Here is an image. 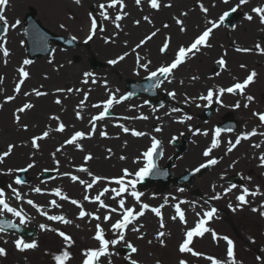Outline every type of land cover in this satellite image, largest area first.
I'll return each instance as SVG.
<instances>
[{
	"label": "snow or ice",
	"instance_id": "obj_1",
	"mask_svg": "<svg viewBox=\"0 0 264 264\" xmlns=\"http://www.w3.org/2000/svg\"><path fill=\"white\" fill-rule=\"evenodd\" d=\"M82 0H73V3L76 5H81ZM143 3H147V5L155 10H159L162 6L164 7H172L171 3H168L166 5H162L160 0H135L136 5L140 6ZM223 3L227 4L229 3V0H222ZM10 0H0V23L3 24V32L5 34V38L3 40H0V52H2V56L5 58L4 63L7 64L8 60L7 57L10 56V50L8 47H6L7 44V33L9 29H15L17 26L21 24V21L17 19L15 23L9 24L8 20L5 15V10L7 6L9 5ZM250 3V0H239L238 4L230 8L228 11H224L217 20H209L208 24L209 27H206L205 30L198 36L194 38V40L188 44V45H181L179 46L178 50L176 51L174 58L165 64H161L159 67H157L155 70L150 69V65L152 64L151 60H148L146 58H143L139 55V53L136 51L137 49L141 48L144 44H146L147 41L151 40L153 37L157 35L159 32V29H155L150 33V35H146L143 39L139 41L135 45L133 49H131V54L135 55V68L134 73L136 75L140 74V71L143 70L148 73V79H155V83L153 84V87H159L161 84L164 83L165 80H167L169 83L172 82V78H174L175 71L178 70V68L187 61L188 58L195 56L198 52L201 51L203 47H211V44L209 43V38L211 34L213 33L214 29L219 28L220 26L224 25L226 19L230 16L231 13L237 12V10L243 6ZM118 6V7H117ZM214 6V5H213ZM99 9L101 10L99 13V16L102 17L104 20L111 21L112 24L115 25L117 29L121 28V24L119 23L122 21L125 17L129 15L128 12H126L124 9L126 8V4L124 0H107V3H100L98 5ZM201 11L205 14L208 13L209 9L205 7L202 3L200 4ZM108 9H113L115 12L114 18L111 16L108 12ZM89 18L91 21L89 34L85 40V43L88 41H91L96 31L98 30V22L97 17L94 16L91 12H89ZM181 16H186L187 13H181ZM72 18V17H70ZM244 18L252 22L254 18L259 20V23L261 25H264V2L258 3L256 6L252 7L250 13H244ZM144 21L148 23H153L149 16H144L142 18ZM177 25L180 27V31L184 32L186 29L184 27L183 20L175 17ZM134 23L136 25L140 24V20H135ZM60 28H65V25L62 23L59 25ZM163 27L167 28L168 25L165 24ZM231 28L235 29L237 26L235 24L230 25ZM100 31H103L104 29L102 27L99 28ZM264 31V29H261ZM25 34H27V29L24 30ZM119 33H114V35H118ZM77 38L73 36L69 43L72 41H75ZM105 43L109 42H115L112 40L111 37H104ZM23 44V41L21 42ZM125 45H127V41H125ZM170 47V38H166L163 42V45L159 49L161 53L167 52L168 48ZM254 49L261 54H264V46L261 45V43H257L254 46ZM254 49L252 48H236V51L238 52H251ZM130 53L125 51L122 54H119L114 59H110L107 61L110 65H116L120 63L121 61L125 60V58ZM226 55V53H225ZM33 61L31 59L25 58L22 60L20 67L17 69L18 71V82L15 85L14 93L15 95H8L5 97V102L14 101L16 99V95L21 93V86L25 83V81L30 78L29 71L26 70V66L31 65ZM49 63H53V60H49ZM71 63V62H69ZM218 64L221 66H226V60L223 56L217 61ZM63 67V65H60L56 70L59 71V68ZM241 68H246L247 66L244 64L240 65ZM216 75H219V73H216ZM258 73L253 69L249 72V74L246 76L245 79L242 81L236 80L235 83H233L231 86L228 87H214V88H208L206 94H201L197 97H187L185 98V103L187 104L189 101L195 102L196 100H202L206 101L207 105H210L213 103L215 98V103L224 106L223 100L221 97L225 93L233 94V95H241L244 98V108H249V106L253 103H255V97L251 94L246 93V89L249 88L251 84L255 82V78L257 77ZM47 78V77H45ZM163 78V79H161ZM4 77L0 76V83L3 82ZM192 80L198 79V77L193 76L191 78ZM235 79V78H234ZM80 83L82 85H96L98 83H102V86L105 89V92L107 94V98L103 101H100L96 104H93L92 107L94 108H102L101 111L97 115H94L89 120V124L91 125V128L89 131H75L68 139H65L63 144L56 149L57 152L61 151V148H63L64 145H73L79 150L83 151V145L80 143L85 138H91L95 132H96V124L97 121H102L106 118V116L110 115V109L114 105H118L124 101H127L132 96L135 95L134 92H128L122 95H117L120 90L119 88H116L115 90L108 87V81L105 79L102 82L98 81L95 73L90 71H84L81 74V80ZM181 84H183V81H180ZM42 87V86H41ZM92 91V88H87L85 90L84 88H56L55 92L57 94L62 93H68L71 94L73 92L77 94H82L83 99L79 101V103L76 105L75 116L77 119H83L81 115V111L85 107V101L88 99L90 93ZM35 95L37 97L45 96L48 93L41 91L39 88H33L31 92H24L23 95L25 97H28L30 95ZM169 96L175 98L176 93L169 92ZM57 105L62 104V99L60 96H57V98L54 101ZM145 104H148V101H144ZM205 105V107L207 106ZM201 105L197 104V107H200ZM3 107V104H0V108ZM34 107V105L31 102H25L22 104V106L18 107L14 112V121L17 125H19L23 130L28 129L27 124H21V113H24L28 110H31ZM133 108H138L140 106L133 105L131 106ZM230 107L238 109L241 107L240 101H237L234 105H231ZM155 111V109H153ZM182 109L180 108H172L171 112H181ZM170 113H166V115H169ZM252 115L254 117H257L259 120V123L261 125H264V112H257L253 111ZM193 117L191 115L185 114L183 117L179 118L180 123H184L185 121H190ZM51 120L57 121V127L54 129L57 132L63 133L66 129V125L64 122L61 121L60 116L58 115H52L49 117ZM124 119H148L147 116L140 115L138 117H125ZM159 119V117H157ZM122 128V131L124 133H129L133 136H144L146 133L137 131L135 129H129L128 127H125L123 125H119ZM189 130H192L191 125L188 126ZM162 129L160 127L155 128V131L160 132ZM51 129H47L42 131L40 135H34L31 137L29 143L31 144V147L35 150L40 149L39 141L44 140L45 138H48L50 136ZM224 131L231 132L233 131L232 128L224 129L221 127H215L213 130L212 139L210 142V146L205 148L202 155L206 157V161L204 163L199 164L198 167L194 169V172L199 173L202 169H207L213 165H216L219 163V160L212 156V152L214 149L218 148L221 145V133ZM200 133L204 136H207L208 130H204L201 133L200 129H196L194 131V134ZM100 135L102 137H106L108 134L106 131H101ZM264 136V132H258L257 128H253L251 131H245L240 133L236 136L235 141H232L229 139L227 141L228 147L226 149V153L232 152L238 145L241 144L243 140H249L253 136ZM173 140L176 139V137L172 138ZM126 143V142H125ZM162 141L157 139L156 137L151 138V146L147 148L144 152L141 153L140 156L136 157L134 160V163L142 164L139 168H137L135 171H131L127 168H124L121 170V175L118 177H102L95 175L93 172H91L88 167L85 165H80L77 168V171L86 173L89 177H92L91 183L80 179L77 175H72L70 172H64L60 173L61 176H68L73 182L78 181L80 184L85 185L86 191L88 189H92L95 184L98 182L107 181L109 184H116L118 187L110 188L108 186L103 187L102 190L98 192L95 196H89L88 194H85L83 199L85 201H88L90 203H97L99 205V208L96 212H88L84 209L83 204L76 200L70 198L66 194H62V191L60 188L53 189V193L55 196L60 197V199L65 201H70L71 204L77 206L80 211L78 213L77 218L78 219H84L85 217H89L90 220L94 219L98 221L95 224V233L92 237L95 241H97L96 247H89L82 249V256L83 260L81 261V264H113L112 257L114 255H118L119 253L116 252V246L119 244H123L126 249H128L129 254L124 257V259L127 261V264H140V261L138 259L133 258V254H137L139 249L136 245L132 243V241L127 239V232L132 231L133 233H137L138 239H143L145 236V233L141 231V229L144 227L143 224L139 223V219L145 215L146 210H151L157 217L160 218L159 222V228L164 229L166 227L163 219V215L161 212V208L164 205H160L159 207H152L147 203H144L141 199V197L144 195L143 192L137 190V185L141 182H143L147 177L154 175L160 171L156 160L154 159L155 155H163V150L161 148ZM254 148H261L260 143H254L252 145ZM17 147L14 143H9L7 145V149L0 152V164H3L14 151V149ZM159 149V152H158ZM108 153L111 154V149H107ZM54 158V162L56 165H59V161L55 160L56 153L53 152L51 154ZM32 161L26 165V167L23 168H8L6 170L7 175H13L18 172H27L29 169H32L36 161L34 159L35 157V151L32 153ZM121 159H126V157L121 156ZM93 159V156L91 153H88L83 157V160L85 163L87 161H90ZM222 159V157L220 158ZM259 159V166L264 167V152L260 154L258 157ZM237 163V161H233L232 165L230 167L234 166ZM3 171V170H0ZM44 171H48V169H44ZM53 171L58 172V168L53 169ZM55 177H53L54 179ZM224 177L221 176V179ZM247 179L250 181L251 177H247ZM26 181H24L19 175H15L14 183L16 185H22ZM11 192L13 193L15 199L17 201L22 200L23 197L19 191L18 188H13L11 184L7 186ZM213 191H215L216 185L213 184ZM238 187L237 184L232 183L228 188H225L223 193H216L215 195L211 196L208 200H205V203H209L211 200H219L222 199L224 195H227L228 193L232 192L233 189H236ZM241 192L239 195L236 196L237 204L235 207L231 203H229L228 207L231 208L233 211H236L237 209L243 208L245 205H249L250 201L247 199L248 196H257V195H264V193H261L259 190V186H256L255 190H250L245 185H240ZM36 193H41L43 190L37 186L32 189ZM180 191H183V189H180ZM111 193L112 195L109 197L112 200H115L117 203L116 207H112L109 204H106L104 199H102L105 194ZM155 195V194H153ZM130 197L134 201V203L131 206H126L127 204V198ZM175 199V197H173ZM168 201V197H165V204ZM26 203L36 208L38 212H40L41 215L45 216L49 221L54 222H60L63 224H72L73 221L70 219H67L64 214H58V215H49L47 211L43 210V206L36 204L33 200L28 199L26 200ZM181 203H188L187 201H180L177 204L174 205L175 207V213L176 215L172 216V220H176L179 218L180 222L183 224H187V220L185 217V212L181 209ZM193 208H195L196 202H192ZM50 205L53 207H61L60 204L57 203L56 200L50 201ZM138 206V210H137ZM99 209H105L106 212L103 215V222H109L113 219V214H116L119 216V219H116L115 222L111 223L110 229L108 231L111 232V236H108L106 233V230L101 226V216L97 214ZM260 209H264V203H262L259 208L253 207L252 211H260ZM217 208L215 206H210L208 209H202L201 212H197L196 216L199 217V219L195 222V226L189 229H186L185 231V239L183 242L179 245V251L181 253H191L195 256H203V253L195 252L192 247H189V245L192 243L194 237H203L205 233H210L214 241H219L220 239H223L226 244V256L227 261H222L220 259H217L216 257L208 256L207 259L211 261V264H243L242 261H238L236 259V253H235V245L234 241L229 238L228 236H220L215 230L208 227V223L212 221L214 218H216L217 214ZM11 213L13 216L19 218V225H24L26 223V220L28 217L24 213V210L22 207L17 208L11 206L8 201L5 198V190L3 188H0V217L3 216V214ZM260 215L264 216V211H260ZM19 225H17L12 220L8 219H0V233H4L7 229H18ZM40 229L45 231H52L57 233L65 242L64 247L59 250L58 254L53 253L52 259L54 260L55 264H68V262L72 259V253L70 252V248L75 244L74 239L71 235L67 234L65 231H62L58 228H52L50 225L47 224H40ZM77 228L80 227L79 224L76 225ZM166 233L162 230H158L156 233V239L159 241L161 245L165 244V241L163 237H165ZM7 243V241H4ZM149 244L152 243L151 240L148 241ZM13 244L15 248L20 252H25L27 250L36 249L38 247V243L36 240H31L30 242L26 241L22 236L18 237L13 241ZM7 256V250L6 248L0 246V257H6ZM257 261H260L261 264H264V256H257ZM156 264H161L159 260L156 261ZM179 264H187V261L184 259H181L179 261Z\"/></svg>",
	"mask_w": 264,
	"mask_h": 264
},
{
	"label": "bare ground",
	"instance_id": "obj_2",
	"mask_svg": "<svg viewBox=\"0 0 264 264\" xmlns=\"http://www.w3.org/2000/svg\"><path fill=\"white\" fill-rule=\"evenodd\" d=\"M31 1L32 0H19V3L20 5H23V9H25L24 7L30 4ZM37 1L39 3H46V2H49L50 0H37ZM58 1L61 2V0H58ZM87 1L94 3V0H87ZM215 1H216L215 4L217 3L221 4L220 0H215ZM261 2H264V0H250V3L241 6L240 10L242 11V13H244L247 7L249 6L250 7L249 13H250L252 7L256 6V4L261 3ZM89 4L88 3L83 4V8L86 6L88 7ZM132 4L135 7L134 3ZM177 4L178 6H185L183 5L181 1L180 2L177 1ZM220 7H223V6L220 5ZM16 8L18 9V11L20 10V8H18L17 6ZM219 8L218 6L211 8L213 11H210L209 15L213 17V15L218 14L220 10ZM76 9L79 13V16L82 18V20H84L83 9L82 8H76ZM162 13L167 14V11L164 9L162 10ZM194 18L201 19L200 22H204L206 20V16L204 15L203 17L202 15H200V12L198 10H193V11L190 10L189 15L184 19L185 21L184 27L186 29L185 30L186 34H182L181 32H179L180 31L179 27H176L175 25L171 24L172 25L171 29L173 32V36H172L173 43L170 40L171 46L168 49V52L166 53V55H161L159 52L156 51V44H155V48H153V46H151L150 44L148 47L150 48V51L145 52V53H149L151 56L152 55L158 56L160 58L159 60L160 62L161 60L168 58L169 55L174 52L175 46L177 47L179 46L180 43H184V41L188 39V37H190L189 35H191L194 32V23L192 22ZM129 19L131 20L136 19V20H140V22H143L142 18H140L139 16L133 13L132 15L129 16ZM160 20H158V23H157L159 26H161V24H159ZM258 25L244 23L242 28H239L237 26L236 33L233 31L227 30L226 32H221L219 34L224 33L225 38L229 36L230 42L234 40V37L238 38L239 40L250 41L248 38L251 39L252 36H255V35L264 37V31L261 30V29H264V25H261L259 22H258ZM140 26H143V27L142 28H136V27L131 28L130 27V32H129L130 39H135L137 36H139L142 29L147 28V25L145 22H143ZM13 38H15V35L13 36ZM13 38L10 37L11 40L9 41L10 42L9 45L13 46V51H10V56L7 57L8 65L5 64L7 66L4 67L2 65L3 63L0 64V71H3L4 73H6L4 83L0 85V104H3V107L0 108V146H4L5 148H7V145L9 143H14L17 145L13 153L5 160V164L9 166V168L11 165L19 163L20 161L24 159H29L30 161H32L33 159L32 153L35 151L34 159L36 161V164L31 169V174H35L37 172V169H39V165L42 162L43 157H45L46 160H49L51 163L55 164L54 158L51 155L53 152H55L56 153L55 160L59 161V165L55 164V166L56 168H58L60 173H64L65 172L64 169H71V164L77 159H83L84 153L88 152V153H91L92 156L93 154H95V157L92 160L87 161L88 169L91 172H93L95 175H98V176L105 175L103 173L111 172V171H108L110 169L112 170L115 169V171H119L122 168L121 166L122 164L133 165V161L135 160V158H133L132 160V157H133L132 152L133 153L137 152L139 147H141L146 142L145 141L146 136L157 134L155 130L152 131L150 128H148V126L152 127L153 124H157L159 126L164 127V129H162L161 131V137L164 140V145L167 148L166 150H169V152L173 151V147H176V146L170 145L169 143L170 139L176 136L180 137L183 133L188 134L187 139H188V144H189V140H190L189 138L191 137V143L194 144V147L189 146L188 148L189 151L184 153L182 160H180V164H179L180 169L181 167H183L184 164L188 163V164L194 165L195 163L200 162L201 159L203 158V156H201L200 146L202 143H206V142L210 143L212 136L209 133L205 137L203 136L193 137L194 135L190 134V130L188 126L191 125V127L193 128V124L195 123L202 124L203 126H209V125L202 123L200 120L196 118H192L190 121L186 123V125H183L180 122H178L179 120L176 119L175 115L173 114H169V115L165 114L162 118L159 117V119L155 120L156 114H160V112L162 113L171 112V110L167 109L166 107H163L155 111H153V109H150V112L147 115L148 119H129L125 122L123 121L125 127L129 128L132 125H137L138 126L137 128L141 129V131L146 130L145 137H141L139 139L132 138V141L130 142V145H128V147H124L125 141H127L128 138L131 137L128 133H124L121 129H115L111 125L104 126V127L97 125L95 134L91 138L83 139V141L81 142V144L83 145V151L79 150L76 147H71V145H64L63 148H61V151L57 152L56 149L59 148L64 142L63 141L64 134L54 130L58 122L55 120L49 119L50 116L58 115L60 116L61 121L65 123V125L69 126L70 124V126H79V128L83 127L85 129L83 131L85 132H87L88 129L91 128V125L89 124V120H88L89 119L88 107L90 106V102H88V104L86 105L87 107L85 108V110L81 112L83 119H77L74 113L76 110H78L76 109V105L79 103L81 99H83L82 94H77V93L74 94V92L71 94H68V93L57 94L55 92L56 88H64V85H66L69 82L73 83L72 84V86H74L73 88L86 87L85 85H82L80 83V80H81L82 72L88 71V69H86L84 66H81V65H76V64L72 66L68 65L67 56L69 55L60 53V51L56 53L57 58L55 59V61H53V63L48 64L47 62H45V59L43 58L44 60L38 61L32 66V77L26 83L27 87H30L36 84L38 85L43 84V87H46V90H47L46 93L48 94L42 97H37L34 94L28 96V98L31 100L34 107L31 110H28L26 114L21 115L20 123L27 124L28 129L26 131L20 130L22 128L15 123L13 114L15 110L17 109L18 101L24 98L23 93L31 92V89L28 88L27 91L23 89V91L20 94L16 95V99L14 101H10V103H7V104L6 102L3 101V95H2L3 91H6L14 95V93L12 92V86H11L12 78L13 76H15L14 68L16 67L15 65L19 61V55H22V53H24L23 49H21L20 47L16 46V44H14L15 41ZM219 40H221V38ZM212 49L213 50L211 51V53L213 51L218 50L216 46L213 47ZM112 50L113 48H111L108 44L107 45L99 44L97 48H95V53H98V55L102 56V55L107 54L108 52H111ZM115 50H118V51L121 50L120 42H118ZM70 53H78V54L82 53L84 55L87 54L86 51H81L79 49L74 50ZM235 55L236 54L234 53L231 55V60L234 59ZM208 56L210 55L207 54L205 58L202 59L205 63H207L208 61ZM131 57H128V59L120 63L118 66H115V68H111L112 70H115V72L114 74H108L107 77H106L107 74L103 75V73H106L105 69H101V68L98 69V72L101 73L103 76L101 79L97 77L98 81L102 82L103 80L106 79L108 81V87L113 90L115 89L116 86L118 88L125 89L124 87L125 85L121 82L120 77L117 75V73L120 75V72H121V74H123L121 76L125 77V79H127L126 77L128 78L132 77L128 69L133 68L135 66V57L134 58L133 56ZM60 65H63V67H60L59 71H57L56 69ZM190 70H193V69H190ZM198 70H199L198 73L202 77L201 81L197 80L196 82H190L189 79L190 77L192 78L193 76L187 77V71H184L177 77V81L180 77L182 78L181 80L183 81L184 86L180 88L179 86H177L176 82H174L173 85H176L180 91H183L186 94L195 92L199 86L200 87L202 86L203 82H206V83L208 82L206 79V77H208V73L206 72V69L204 68L202 69L200 66ZM43 71H48V72L42 75ZM224 79L225 77L222 78V80ZM96 89L98 90V89H103V88L102 86H97ZM57 96H60V98L62 99V104L60 106L53 103L52 101V98L55 100ZM182 98L185 101L186 95H184ZM135 101H138V100L137 99L133 100L132 104L127 106L129 112L130 111L131 112L147 111V108L142 110L141 107H138V108L131 107L133 105L139 106L138 102H135ZM184 101H182L181 104H186ZM197 101L199 100H196L195 102L189 101L187 104L191 105L192 108L197 110L198 108L195 106ZM243 104H244V101L241 102L242 106ZM122 107L125 108L126 106H122ZM172 108L174 107L171 106V109ZM239 109H241V107ZM242 109H245V108L242 107ZM131 112H130L131 117L140 116L139 114H135ZM151 112H158V113H151ZM240 114H243V112H240ZM253 124H257V121H255ZM47 129H51L50 136L40 141V149L38 151L33 149L31 147V144L29 143L31 137L34 135H40L42 131L47 130ZM101 131H106L108 135L106 137H102L100 135ZM261 137L262 136L257 135V136L251 137L249 140H243L244 142L241 143V145H239L241 148L239 153L237 155H233L234 154L233 151L225 154L226 149H227V146L225 144H227V141L229 139L235 140L236 136L234 135L225 136V137L221 136L220 138L221 145L218 148H216L217 153L222 157V159H219L220 164L216 166L217 168L216 167L213 168V170L209 174H207L206 177H203L204 179H197L196 185L203 186V184H205L206 181L209 179L211 181L210 189L213 190L212 186L213 184H215L216 185L215 193H218V191L222 192L223 189L218 186V182L222 183L221 180H218L219 179L218 173L222 174V173H225L224 171L231 169L230 165H232L233 161H236V160H237V163L234 166L237 167L238 169L243 168L244 166L243 163L245 162L246 157H248V161H249V157L254 156L258 164L259 163L258 157L260 156L262 152H264V144H263ZM181 143H184V139L181 141ZM254 143H260L261 148L259 149L254 148L252 146ZM239 146L237 148H239ZM109 148L111 149V154H109L107 151V149ZM121 156L126 157V159H121L120 158ZM136 156H139V153H137ZM80 173L81 175L87 177L90 181L92 180V177H89L86 173H83V172H80ZM35 180L38 182L37 178H35ZM101 183L102 182H98L97 184L93 186V188H96ZM63 184L64 186H67L68 189L73 188V191H75V189H78V190L80 189L79 185L76 182H73V184H71L68 181V179H63ZM223 184H225L224 179H223ZM172 192H175V189H172ZM167 195L168 194H164L162 198L165 199ZM227 198L229 199L233 207H235L236 204L238 203L236 198L233 196L232 192L229 193ZM196 210L197 209L195 208V211ZM51 211H47V212L50 213ZM37 219L39 218L37 217ZM173 230L176 232L179 231L178 226L173 225ZM76 237L80 240H83V238L87 240V237L85 236L83 231L76 232ZM206 244L209 247H211L207 242Z\"/></svg>",
	"mask_w": 264,
	"mask_h": 264
},
{
	"label": "rangeland",
	"instance_id": "obj_3",
	"mask_svg": "<svg viewBox=\"0 0 264 264\" xmlns=\"http://www.w3.org/2000/svg\"><path fill=\"white\" fill-rule=\"evenodd\" d=\"M17 1H19V0H17ZM179 1V0H178ZM182 3H183V5H185V3H186V0H180ZM179 1V2H180ZM199 2L201 1V2H203L204 4H206L207 6L206 7H208V9L210 8V6H213V4H211L212 2H213V0H198ZM197 0H195V1H193V3L191 2V4L190 3H188L189 4V6H186L187 5V3H186V5L185 6H178V4H177V2H176V4H174V6H172V7H170L169 9H167V7L166 8H164L166 11H167V14L166 13H161V14H155V16H153V17H151L150 19L152 20V22H157L158 23V20H160L159 22V24H162L163 22H165L166 20H171L172 22H174L175 21V19H174V15H177L180 19H185V17H183V16H181L180 14L181 13H184V12H186V11H184V10H187V8H192V9H195V8H197L198 9V7H197V2H198ZM239 1V0H238ZM230 5L231 4H229V5H226V6H223V8H228V7H230ZM34 6V5H33ZM35 8H37V10H38V12L39 13H41V17H43V19L45 20V21H47L48 23H50L51 25H53V26H55L57 29H58V31L59 32H61V34H65V33H69V32H74L75 34H73V35H75V36H78L79 37V39H80V41H82L83 39H84V36H85V34L87 33L86 32V30L85 31H83L82 30V26H83V24L85 23V26L86 27H88V23H89V21H88V19H86V22H84L83 24H80V26H78V25H76V28L74 29L73 28V24L76 22L75 20V17H74V15H75V12L72 10V8H70V6H68V7H66L65 6V9H64V12H63V14H62V16L61 15H59L57 12L59 11V9H60V3H59V1L58 0H50L49 1V3H47L46 5H42L41 6V9L39 8V4L37 3V5L36 6H34ZM149 9V8H148ZM150 10V9H149ZM209 11H211V9H209ZM220 11H222V10H220ZM219 11V12H220ZM242 13V12H241ZM241 13H236V24L237 23H239L240 21H241V24L239 23V28H242L243 27V24L245 23V24H256V25H258V22H259V20L257 19H254L252 22H249V21H247L245 18H244V14H242L241 15ZM164 14H166V15H164ZM136 15L137 16H139V17H141V15H142V13L141 12H136ZM217 15V14H216ZM216 15L214 16V17H216ZM70 17H72V18H70ZM174 19V20H173ZM199 19V18H198ZM194 20L195 21H197V22H199V20H201V19H199V20H197L196 18H194ZM64 24L65 25V28H60L59 27V25L60 24ZM200 23V22H199ZM199 23H196L195 25H194V27H196L197 26V24H199ZM202 23H204V22H201L199 25H198V28L195 30V31H197L195 34H197L198 32H200V30L203 28V26L204 25H206V23H204V24H202ZM124 24H126V26H125V29L127 30L126 32H124V33H122L123 35H120V38L118 39L117 38V42H120V47H121V50H115L116 49V46L117 45H114L113 43L112 44H109V46L111 47V48H113V50L111 51V52H108L107 54H105V55H102V56H100V55H98V54H95V56H96V58H98L99 59V61H101V62H105L106 64H107V59H109V58H113L114 56H116L119 52H122V51H124L125 49H126V47L124 46V44L123 43H125V41H127V42H129V45L131 46V45H133V44H135L137 41H139L142 37L144 38V36H146V35H148V34H150L152 31H154V29H152V28H154L153 26H151L150 25V23L149 24H147L146 23V25H147V28H145V29H142L141 30V32H140V34H139V36H137L135 39H130V35H129V32H130V27L132 28V27H136V26H134V24H133V22H132V20L130 19V20H128V21H125L124 22ZM49 25V24H48ZM174 25V24H173ZM162 26V25H161ZM176 26V25H175ZM259 26V25H258ZM84 27V26H83ZM127 27V28H126ZM143 26H137L136 28H142ZM176 27H178V26H176ZM225 29L226 28H223V29H220L219 31L220 32H224L225 31ZM165 32H167V34H169L168 32H170V35H171V33L173 34V32H172V30H171V28H167L166 30H163L161 33H160V35H156L155 37H153L152 38V40L151 41H149V42H152L151 43V45H153L154 43H156V46L158 47V45H160V44H162V42H163V39H164V34H165ZM181 32V31H180ZM183 34H185V33H183ZM195 34H192V35H190V37H188V39H186L185 41H184V43L183 44H187L191 39H192V37L195 35ZM219 37V39H220V35H219V33H216V35H214V37H213V39H212V43H214V44H216L217 42H219L217 39H215L216 37ZM239 43H241V44H244L243 46H246L245 48H248V47H250V48H252V49H254V46H255V44H257V43H261V45L262 46H264V37H262V36H254L253 38H252V40H251V42H247L246 40H237ZM211 43V44H212ZM220 43H222L221 41L219 42V44ZM81 44V43H80ZM99 44H103V41H102V39H101V37H98L97 39H95L92 43H91V47L92 48H94L95 49V47L97 46V45H99ZM222 44H225V45H227V47L229 46L228 44H227V42H223ZM250 44V45H249ZM148 45V43L146 44V46ZM252 45V46H251ZM79 47H85V46H83L82 44L81 45H79ZM176 47V46H175ZM224 48H226V47H224ZM231 51H235V47L233 46V45H230L229 47H228ZM84 49H86V47L84 48ZM229 49H226L227 51H229ZM108 51H110V50H108ZM209 51H210V49H209V47H207V48H205V49H203L202 50V53L200 54V55H197V57L196 58H192L190 61H189V63L188 64H186V66H184L183 68H182V70L184 69V70H188V69H190L189 67H190V65H191V63H193V62H195V61H199L200 59L199 58H203L204 56H205V54H208L209 53ZM211 52V51H210ZM224 52H222V49L221 50H219V51H216V52H214V54L213 55H211V62H210V60L208 61V63H211V64H214V61L217 59V58H220V56H224V55H222ZM252 53H254V55H255V58L257 59V60H259V62H256V60H255V58L253 57V61L252 60H249L248 59V57L247 56H245L246 54H243V55H241L238 59H237V63H238V68H239V75H237V76H234V78L235 79H242V78H244V76H246V74L248 75L249 74V72L253 69L252 68V66H251V62H252V64H253V66H255L256 68H254V70H256V72L258 73V75H257V77H256V79H255V82L253 83V84H251L250 86H249V89H248V93L249 94H252L254 97H255V103H253V105H252V107L250 108L251 110H255V111H258V110H262V108H264V54H261L260 52H258V51H256L255 49L252 51ZM251 53V54H252ZM92 54H94V53H92ZM230 54H231V52L229 53V57H230ZM253 55V56H254ZM76 56H79L80 57V59H79V61H77L76 62V60H74L73 58L74 57H76ZM91 56V55H90ZM90 56L88 57V58H86V57H84V56H81V55H75V56H73L72 57V62H73V64L74 63H78L79 65H81V66H84V67H86L87 69H89V67H88V65L90 66V64H89V61H90ZM228 57V58H229ZM92 58V57H91ZM86 59V60H85ZM169 59V58H168ZM131 60V59H130ZM240 61H242L243 63H245L248 67L247 68H245V69H241L240 67H239V65L242 63V62H240ZM87 63H88V65H87ZM157 64H159V62H157V63H154L153 64V66L152 67H155V65H157ZM108 69V68H107ZM208 72H211L212 73V70L209 68V69H206ZM190 70H188V72H189ZM206 71V72H207ZM191 73H193V74H195V76L197 77V76H199V73L196 71V70H194V71H190ZM237 73V74H238ZM208 78V77H207ZM234 78H232V79H228V78H226V80L225 81H223L222 82V86H227V85H229V84H232L233 82H234ZM199 79V78H198ZM197 81V80H196ZM195 81V82H196ZM208 81H209V84L207 85L208 87L210 86H212V84H211V78L209 77V79H208ZM191 82H193L192 80H191ZM68 86H69V84H67ZM66 85V86H67ZM207 86H204V87H201V89H204L205 87H207ZM213 87V86H212ZM100 95V94H99ZM101 97V96H100ZM100 97H96V100L98 99V98H100ZM104 98V97H103ZM232 101L234 100V99H231ZM21 101H23V100H21ZM250 110V111H251ZM238 112H243V111H238ZM246 112H248V111H246ZM78 163V162H77ZM252 164H253V161H252ZM17 166H24V165H17ZM52 166V165H51ZM50 165H47L46 164V166L43 168V169H48V170H52V168H50L51 167ZM244 167H245V164H244ZM43 172H45V171H43ZM115 173H120V172H113V173H109L108 175H113V174H115ZM57 174V173H56ZM206 174V173H205ZM204 174V175H205ZM178 175V174H177ZM263 180V179H262ZM210 187L209 186H207V188H206V190L205 189H203L204 191H205V193H207V195L209 194V195H211V194H213V192H211V190L209 189ZM259 199H263V198H259ZM239 215H243V216H241L239 219H238V221H232V223H235V224H239V226L241 227L240 229H242L243 231H244V237L245 238H248V240L250 241V240H254L255 238H254V233L252 232V228L253 227H259V228H264V221L261 219V217L258 215V214H254V213H251L250 214V212H240V214ZM234 220V219H233ZM216 227L218 228V230L220 231L219 233L222 235V236H224V235H230V233L232 234V235H234L235 236V234H233L232 232H231V228H227L223 223H221V222H218L217 224H216ZM234 227H236L237 228V226L235 225ZM231 229V230H230ZM233 231H235V230H233ZM230 232V233H229ZM251 232H252V234H251ZM218 233V232H217ZM206 239L209 241V243L212 245V249L210 250V251H212V253L214 254V257H216L217 259H220V260H222V261H227V256H226V244H225V242H224V240H219V243H215V242H212L211 241V239H210V237L208 236V237H206ZM240 242V241H239ZM175 243H177V241H175L174 243H172L171 244V242H170V247H165V248H163V247H161L158 243H157V245H155V246H149L148 248L149 249H151L152 248V250H153V253H149V255L147 256V254H145V257H139V259H141L142 261H144V264H156V261L157 260H160V261H164L165 263H163V264H177L176 262H177V260H178V258H179V253L178 254H176V255H174V253H171V251L169 250V248H173V245L175 244ZM253 243L254 244H256V245H260V248L262 249V250H264V234L262 235V237L260 236H258V237H256V241L254 240L253 241ZM210 245V246H211ZM241 245H242V243L240 242V245H238V247H237V251H238V254H237V256H236V259L238 260L239 259V257H241L242 259H240V261H242L243 262V264H261V262H259V261H257L256 259H255V254H254V252L253 251H251L250 252V256H249V254H244V252L242 253V251H241ZM60 247L61 245L60 244H58L57 243V247ZM58 247V249H60ZM56 248V247H55ZM200 249H202V250H204V251H207V247L206 246H203V247H200ZM244 249V248H243ZM244 251H246L245 249H244ZM247 252V251H246ZM45 252L43 251V254H44ZM245 256H248V258L247 257H245ZM173 257V258H172ZM245 259H244V258ZM117 262H121V263H123L122 261H120V260H116ZM211 261H208V263H210ZM121 263H118V264H121ZM36 264H38V262H36ZM39 264H51V262H50V260H46V259H41L40 260V262H39ZM206 264H207V262H206Z\"/></svg>",
	"mask_w": 264,
	"mask_h": 264
}]
</instances>
